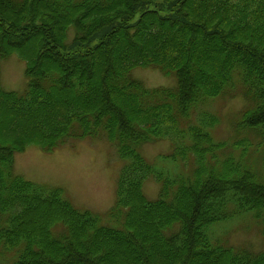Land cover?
<instances>
[{"label": "trees", "instance_id": "1", "mask_svg": "<svg viewBox=\"0 0 264 264\" xmlns=\"http://www.w3.org/2000/svg\"><path fill=\"white\" fill-rule=\"evenodd\" d=\"M11 53L26 86L0 83V264H264V243L209 235L250 211L264 241V0H0V58ZM138 66L174 82L149 86ZM225 95L246 103L231 135L214 138L208 106ZM85 137L126 159L101 213L14 170L29 144L49 152ZM165 137L175 167L140 151Z\"/></svg>", "mask_w": 264, "mask_h": 264}, {"label": "rangeland", "instance_id": "2", "mask_svg": "<svg viewBox=\"0 0 264 264\" xmlns=\"http://www.w3.org/2000/svg\"><path fill=\"white\" fill-rule=\"evenodd\" d=\"M133 74L149 86L170 85L174 82L172 75H166L153 67L138 66L133 69ZM0 83L5 89L21 91L25 88L24 61L16 53L0 58ZM245 103L246 99L242 95L217 96L210 102L209 109L219 117V122L212 129L214 138L227 139L231 135L230 122ZM196 111V108L190 111L181 124L194 120ZM171 146L172 142L165 137L145 142L139 148L147 160L169 168L175 167V162L161 153L168 152ZM125 161L119 156L116 146L106 138L85 137L49 152L29 144L14 154V170L37 182L58 185L77 207L101 213L114 202L116 178ZM180 168L181 164L177 169ZM158 187L157 181L148 177L143 182L142 190L148 197H154ZM248 212L211 223L210 237L234 246L248 245L252 249L262 247L264 241L260 226Z\"/></svg>", "mask_w": 264, "mask_h": 264}]
</instances>
